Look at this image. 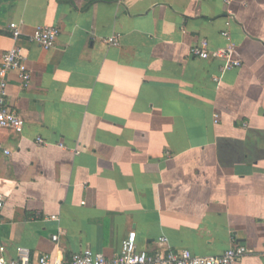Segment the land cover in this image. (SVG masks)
Here are the masks:
<instances>
[{
    "label": "crops",
    "instance_id": "0c3cea01",
    "mask_svg": "<svg viewBox=\"0 0 264 264\" xmlns=\"http://www.w3.org/2000/svg\"><path fill=\"white\" fill-rule=\"evenodd\" d=\"M39 24L59 28L54 47L28 41ZM223 30L241 66L222 73L191 48H223ZM13 44L31 85L5 76L24 120L0 129L5 258L109 257L135 232L139 250L235 243L251 251L233 264H264V0H0V62Z\"/></svg>",
    "mask_w": 264,
    "mask_h": 264
},
{
    "label": "built area",
    "instance_id": "2783aa9c",
    "mask_svg": "<svg viewBox=\"0 0 264 264\" xmlns=\"http://www.w3.org/2000/svg\"><path fill=\"white\" fill-rule=\"evenodd\" d=\"M229 3V2H228ZM230 12V11H229ZM229 22L226 21V24ZM10 37L13 42L20 39L22 35L20 22L9 23ZM60 30L57 26L36 25L27 39L30 42L39 44L44 49H49L55 46ZM226 40L227 45L223 48L210 50L207 47L206 41H201L199 44L191 48V54L194 57L206 59L209 57L220 58L223 64L220 71L223 73L226 70L238 68L241 66V59L237 56L235 46L231 41L230 34L227 30L221 32ZM103 42L109 46H117L119 39L117 34H112L104 38ZM14 70L20 78L23 88H28L31 85V73L26 64V58L23 55L20 47L13 44L8 50L1 55L0 62V129H12L15 132H21L24 126V120L12 112L6 105V81L7 72ZM218 81L219 77H215ZM218 120V114L214 115V121ZM36 142L44 145L47 142L41 137H36ZM60 146H63L60 144ZM0 151L3 154H10L9 149L5 148L0 142ZM3 207V194L0 192V210ZM50 219L57 220L58 217L51 215ZM63 230L58 228L57 232L51 235L52 241L56 242ZM161 242H166L165 237L159 238ZM4 248L0 246V264H233V262L248 254L249 250L242 244H231L221 255L195 256L188 249L172 250H155L148 252L136 248L135 232H129L122 239L119 250L112 256H104L103 254L94 252L90 248H84L73 253L69 260L53 257L49 253H41L35 258H32L27 248L16 247V255L14 258L7 259L3 256Z\"/></svg>",
    "mask_w": 264,
    "mask_h": 264
}]
</instances>
